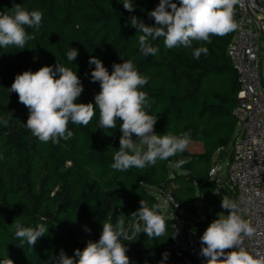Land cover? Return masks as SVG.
Returning a JSON list of instances; mask_svg holds the SVG:
<instances>
[{
  "label": "trees",
  "instance_id": "1",
  "mask_svg": "<svg viewBox=\"0 0 264 264\" xmlns=\"http://www.w3.org/2000/svg\"><path fill=\"white\" fill-rule=\"evenodd\" d=\"M178 3V0H174ZM133 12L123 8V0H0V12H8L14 4L28 11L43 13L40 28H26L34 36L26 48H0V261L10 258L14 264H51L61 249L68 256L83 250L89 240L98 241L102 225L125 222L130 239L121 242L127 248L130 264H143L145 255L163 259L162 253L171 238L173 215L182 211L198 214L201 201L203 217L196 220L195 235L200 237L222 208L224 196L237 202L236 187L218 183L210 175L212 166L232 155L237 120L233 115L239 89L236 73L227 56V47L235 31L211 37V43L194 41L191 48L168 49L163 38L151 41L158 47L147 57L139 51L137 30L130 26L131 16L154 26L148 13L159 0H132ZM237 18L235 6L234 19ZM206 47L207 54L199 59L193 50ZM78 50L76 60H67L66 53ZM91 56L99 58L112 72L113 63L132 60L148 83L142 91L148 93L150 108L146 111L157 118L155 133H191V142H201L204 150L188 148L154 166L132 168L127 172L113 170L114 153L119 149L120 122L116 129L99 127V109L87 126L68 124L74 135L59 144L43 143L26 127L29 111L19 102L18 94L9 93L15 76L33 72L43 66H54L58 60L80 78L84 91L77 103H94L100 84L91 82ZM123 58V60L121 59ZM12 115V116H11ZM135 139V136H133ZM230 150V151H229ZM180 159L190 162L173 167ZM171 194L178 204H169L166 233L148 238L135 234L129 225L131 213L138 210L140 200L149 206ZM159 195V196H158ZM41 217L44 219L42 220ZM19 220L26 227L45 223L46 236L30 248L18 246L12 223ZM91 229L87 233L84 228ZM178 261L169 254L167 263Z\"/></svg>",
  "mask_w": 264,
  "mask_h": 264
},
{
  "label": "clouds",
  "instance_id": "2",
  "mask_svg": "<svg viewBox=\"0 0 264 264\" xmlns=\"http://www.w3.org/2000/svg\"><path fill=\"white\" fill-rule=\"evenodd\" d=\"M243 2L178 0L177 3L174 0H159L154 10L148 13L155 21L154 26L146 25L136 16H131L129 24L140 33L139 51L147 57L158 52V47L153 46L151 41L159 38H163L164 46L168 49L191 48L194 41L211 43V37H223L235 31L238 28L234 19L235 6ZM123 8L130 13L135 10L132 0H123ZM42 19L41 11H28L20 4H14L8 12H0V48H26L28 41L34 39L26 28L38 30ZM207 52L206 47L195 48L193 57L199 59L202 53L206 55ZM66 56L68 61L73 62L78 50L71 48ZM88 63L95 65L91 71V82H98L101 89L95 95L94 103L76 102L84 91L83 84L77 73L59 60L54 66H43L35 72L28 70L15 76L8 90L9 93L18 94L19 102L28 109L26 127L34 137L43 143L53 144L69 140L74 135L68 128L69 122L87 126L98 107L100 128L106 131L116 129L117 121L120 122L119 149L114 153L110 165L113 170H142L188 148L191 142L189 132L180 135L155 133L157 118L146 111V108H150L149 96L140 90L148 83V78L139 73L132 60L113 63L111 73L95 56H91ZM9 122V119L0 117V123L4 126ZM189 162L188 159H180L175 166L180 168ZM171 200L169 196L149 206L141 199L139 209L131 213L133 222L129 228L135 234H146L148 238L165 235L166 221L162 213H167ZM221 208L228 210V214L218 215L200 237V254L206 264H264V255L257 253L254 256L243 247V239L253 238L257 231L243 217L240 205L224 196ZM11 226L14 239L19 241L18 246L24 248L27 244L33 249L49 229L45 223L26 227L19 220H14ZM84 230L91 233L87 226ZM121 238L124 241L130 239L124 220L118 218L115 223L105 222L98 241L89 240L83 250L75 249L73 256H68L61 249L58 256L50 258L51 264H130L128 250ZM168 256V252L162 253L163 259L159 264H165ZM0 264L14 262L6 258Z\"/></svg>",
  "mask_w": 264,
  "mask_h": 264
},
{
  "label": "built area",
  "instance_id": "3",
  "mask_svg": "<svg viewBox=\"0 0 264 264\" xmlns=\"http://www.w3.org/2000/svg\"><path fill=\"white\" fill-rule=\"evenodd\" d=\"M236 22L238 28L227 47L239 83L233 107L237 131L228 177L238 191L237 203L243 217L257 231L253 238L243 239L244 249L255 256L264 255V0H244L237 5ZM210 175L218 183L216 191H220L226 183L216 163ZM169 196L172 200L168 204L177 207L173 196ZM173 217L171 238L165 246V252L178 259L173 264H206L190 219L182 210ZM161 260L145 255L143 264H159Z\"/></svg>",
  "mask_w": 264,
  "mask_h": 264
},
{
  "label": "rangeland",
  "instance_id": "4",
  "mask_svg": "<svg viewBox=\"0 0 264 264\" xmlns=\"http://www.w3.org/2000/svg\"><path fill=\"white\" fill-rule=\"evenodd\" d=\"M188 150L193 151V152H201L204 150V146L201 142H190V144L188 146ZM228 154L229 153L227 152L226 153L227 156L220 159V154L217 152V154L214 156L213 159L215 162H217L216 164L218 166L219 176L221 177L223 182L229 186H232L230 181H229V177H228V162H229ZM173 167H176L175 164H171L169 166L170 172H172ZM159 198H161V200H163V198L161 196H159ZM198 208H199L198 214L190 213L189 211H186V210L184 211V214L190 219L194 230H196V220L198 219V217H203L202 205H201L200 200H198ZM227 214H228V210L222 209L218 215H227ZM218 215L215 216V219L218 218Z\"/></svg>",
  "mask_w": 264,
  "mask_h": 264
}]
</instances>
